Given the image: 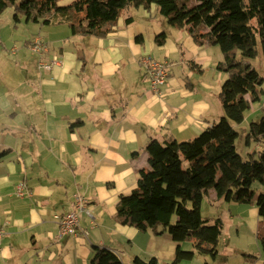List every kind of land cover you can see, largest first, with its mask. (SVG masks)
<instances>
[{
  "label": "crops",
  "instance_id": "1",
  "mask_svg": "<svg viewBox=\"0 0 264 264\" xmlns=\"http://www.w3.org/2000/svg\"><path fill=\"white\" fill-rule=\"evenodd\" d=\"M132 7L122 9L102 36L71 34L67 24L45 31L49 22H36L40 32L33 30L18 52L13 46L15 60L2 66L0 264H89L94 245L111 250L123 264L132 256H154L159 264L174 258L177 242L168 233L119 223L116 204L147 167L149 139H191L219 118L224 74L210 44L199 45L186 28L157 18L153 6L142 12L136 7L135 13ZM162 32L159 45L155 36ZM35 35L48 44V58L57 59L50 70L38 67L39 57L26 45ZM142 56L167 60L168 76L157 91L139 63ZM206 69L211 76L204 77ZM19 182L26 186L22 195L16 193ZM74 192L86 199L88 214L78 213L76 235L58 238L52 215L72 210ZM207 198L217 207L207 219L222 218L221 235L242 243L246 225L256 236L264 216L255 206L216 200L212 189ZM202 256L203 264H264L262 254ZM196 261L193 254L176 264Z\"/></svg>",
  "mask_w": 264,
  "mask_h": 264
},
{
  "label": "trees",
  "instance_id": "2",
  "mask_svg": "<svg viewBox=\"0 0 264 264\" xmlns=\"http://www.w3.org/2000/svg\"><path fill=\"white\" fill-rule=\"evenodd\" d=\"M58 1L0 0V13L14 6L15 20L21 14L34 23L67 24L71 34L102 36L122 9L153 6L167 24L186 28L195 43L219 47L222 59L216 68L226 73L218 92L221 115L191 139H149L147 167L138 170L136 186L119 196L115 212L121 224L166 232L177 242L174 258L164 264L189 260L194 251L215 258L223 221L220 216L211 221L201 216L208 189L223 202H254L264 216V106L255 108L261 112L259 119L249 122L246 143L254 142L257 149L245 158L235 149L237 131L232 125L240 123L245 110L264 94L263 78L249 62L237 58L238 54L252 59L260 51L264 59V0H72L65 5ZM125 21L131 22V17ZM164 39L163 32L155 36L159 45ZM256 233L264 251V229ZM185 240L191 241L192 249L180 248ZM92 247L89 264H123L106 247ZM132 263L159 264L154 256L147 260L135 256Z\"/></svg>",
  "mask_w": 264,
  "mask_h": 264
},
{
  "label": "rangeland",
  "instance_id": "3",
  "mask_svg": "<svg viewBox=\"0 0 264 264\" xmlns=\"http://www.w3.org/2000/svg\"><path fill=\"white\" fill-rule=\"evenodd\" d=\"M72 0H59L58 3L65 5L69 2H71ZM136 7H132L133 13H135ZM138 8V7H137ZM139 11H143L142 7H139ZM14 6H8L6 7L3 12L0 13V33L2 35V39L0 41V53L3 57H0V72H2L3 65H7L10 63H13V61L16 58V55H12L11 52V48L13 46L17 47V52L20 50V43L25 41V39L31 35L33 33V30L39 31L40 32V28L39 25H36L34 22H24L22 20H20L21 17H23L21 14H19V20H15L14 17ZM154 15H156L157 18H165L163 15H161L160 13H158L157 11L154 12ZM24 20V18H23ZM45 26V25H43ZM56 25L50 24L48 26H45V31L48 30H53V28ZM32 39V38H31ZM31 39L27 42V46L30 49V43H31ZM23 45V43H22ZM21 45V46H22ZM259 47V46H258ZM210 48H212L215 52L216 55H218V62L222 59L220 56H222L221 51L219 49V47L217 45H210ZM260 49V47H259ZM211 53V58L215 59L214 57H216V55H213L212 52ZM158 57V56H156ZM237 58H239L242 61H246L249 62L250 65L255 68L257 70V72L259 73V75L261 76V78H263V82L261 84V88L264 91V59L261 56V53L259 51V53L252 59H246V58H241L238 54H237ZM181 66H178L176 69H180ZM174 70V68H173ZM211 72V71H210ZM218 72H220V70H218ZM222 74H224L223 76V80L226 77V73H224V71L221 72ZM2 76V75H0ZM211 76V73H209V71L206 69L204 77H208ZM220 90V86L218 91ZM259 106H264V94H262L261 99L259 101H256L254 103H251L250 107L251 110H249V108L247 110H245V117L244 119L236 124L232 122L233 127L235 128V130L237 131V138L235 139V149L236 151L243 157L245 158L247 156L248 152H253L256 151L257 147L256 144L254 142H250L249 145L246 143V136L248 134V126H249V122L251 121V118L253 121H256L259 119L261 112H259L257 109L255 108H259ZM251 113V117L249 118V115ZM254 187H257L258 184L255 182L253 184ZM202 207H201V216L204 219L207 218H211L212 213L217 212V207H214L212 205L209 204L208 202V198L207 195L203 198L202 200ZM235 207H242V206H246L244 203H234ZM250 206H255L254 202H249L247 203ZM257 208V207H256ZM258 213V211H257ZM261 216V215H260ZM259 231H263L264 229V219H262L259 223V227L257 228ZM248 227L246 225H242L241 227V231H240V241L242 243L238 244V239L234 238L236 244H233V239L232 238H228L226 235H221L219 237V241H218V245H217V251L221 254H225L226 251L228 252H233V253H247L250 256H259V255H263L264 256V251L261 247V244L259 242V240L257 239V237L255 236V234H253V231H248ZM257 232V231H256ZM257 234V233H256ZM245 241V242H244ZM191 243H189V241H185V243L183 244V249L186 250H190L191 248ZM224 250V252H222ZM195 254V258L197 259L196 262H198V264H203L204 261V256H202L201 254L197 253L196 251H194ZM133 257V256H132ZM132 257L130 258V264L132 263ZM140 258H142L143 260H147L148 258H143L144 256L141 255L139 256ZM184 262H188V261H184ZM124 264H129V261L124 258ZM184 264H188V263H184ZM197 264V263H196Z\"/></svg>",
  "mask_w": 264,
  "mask_h": 264
},
{
  "label": "built area",
  "instance_id": "4",
  "mask_svg": "<svg viewBox=\"0 0 264 264\" xmlns=\"http://www.w3.org/2000/svg\"><path fill=\"white\" fill-rule=\"evenodd\" d=\"M30 50L36 54L38 59V67L44 70H50L57 62V59H49V46L39 35H35L31 39ZM15 48L11 49V52L14 53ZM139 63L144 68L145 76L149 82V86L152 90L157 91L159 86L163 85L166 82L168 76V64L167 60H158L150 56H142L139 59ZM25 184L24 182H19L16 186V193L22 195L25 193ZM73 208L72 210L65 213H55L52 215V219L58 225V235L57 237L62 236H74L77 233L78 228V213L86 212L87 201L83 195L79 192L73 193ZM5 226H0V240L5 232Z\"/></svg>",
  "mask_w": 264,
  "mask_h": 264
}]
</instances>
